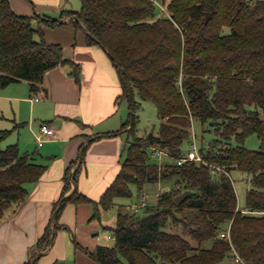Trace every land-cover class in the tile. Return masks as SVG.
<instances>
[{
    "label": "trees",
    "instance_id": "obj_1",
    "mask_svg": "<svg viewBox=\"0 0 264 264\" xmlns=\"http://www.w3.org/2000/svg\"><path fill=\"white\" fill-rule=\"evenodd\" d=\"M162 1L168 11L164 15L155 0H81L80 10L63 9L62 16L82 26L87 42L102 45L119 69L122 97L130 109L124 127L129 125L133 140L126 141L121 169L98 201L78 189L87 148L81 146V163L72 176L70 164L38 251L25 264H37L57 228H68L59 222L68 202L90 201L92 217L100 219L117 197L132 195L131 184L138 186L141 197L146 183L170 177L179 186L162 192L157 206L141 215L119 208L115 226H109L114 242L91 250L75 239L76 247L100 264H231L224 260L233 248L250 264H264V0ZM38 17L19 14L10 0H0L1 87L28 80L37 90L57 65L71 63L74 71L80 69L64 57L63 45L44 38L43 24L55 27L64 21ZM137 95L156 105L161 117L157 133L136 134ZM195 119L203 126L208 123L215 134L214 144L200 149L206 160L248 176L246 206L239 207L230 178L213 175L209 164H177L187 152ZM10 132L1 131L0 139ZM254 133L261 140L258 149L244 145ZM151 146L166 151L174 167L161 169ZM35 153H21L17 143L0 149V219L26 199V184L47 169L33 160ZM71 183L75 189L66 195ZM183 191L189 194L178 202ZM169 216L184 224L197 245L164 228ZM228 228L231 241L221 235Z\"/></svg>",
    "mask_w": 264,
    "mask_h": 264
},
{
    "label": "crops",
    "instance_id": "obj_2",
    "mask_svg": "<svg viewBox=\"0 0 264 264\" xmlns=\"http://www.w3.org/2000/svg\"><path fill=\"white\" fill-rule=\"evenodd\" d=\"M67 2L68 0H10L11 7L19 14H37V17L52 16L59 19L61 15L58 13L66 8ZM63 21L55 28L43 24L44 38L48 42L63 45L64 57L75 65L79 64L80 69L74 71L71 63L57 65L47 71L37 90L31 88L28 80H21L5 86L7 88L3 92L8 93L7 89L13 85L18 86L12 89L21 87L20 94L10 96L18 101L21 108L24 105L29 107L30 112L26 113V110L15 107L14 116L9 119L12 122L0 127V134L3 130H11L8 134L11 138L4 146L0 145V149L17 143L21 153L31 152L24 136L22 137V131L29 123L26 119L31 116L37 136L42 123L53 127L55 135L46 137L42 145L37 142L33 151L36 152L33 160L45 164L47 169L39 180L26 184V199L8 208L0 219V264H25L38 251V241L51 221L55 203L64 189L66 172L70 164L74 163L71 168L72 176L81 163V146L87 145V148L78 178V189L92 200L100 199L120 171L123 162V149L127 141L124 135L129 125L124 127L127 111L123 106V82L119 69L102 45L87 42V34L82 26L77 27L70 17ZM37 37L40 38L39 35ZM77 72L79 79L76 77ZM109 132L112 133L107 134ZM74 189L75 184L71 183L66 195ZM117 198L115 202L118 209L115 215L105 216V210L101 213L99 220L104 228L115 226L119 208H125ZM92 215L93 204L90 201H70L63 209L60 222L71 224L72 227H67L73 240H77L76 231L81 232L82 228H79V222L83 224L87 218L88 221L94 219L88 226L91 230L98 229L94 224L98 218H93ZM58 233L56 232L53 243L39 257L37 264H58L59 259L65 257L63 251L66 236L62 232ZM98 233L94 232L93 235ZM111 234L113 237L112 230ZM80 239L78 242L91 250L98 245L95 242L91 245L93 241L89 239ZM77 249L88 259L94 260L83 249ZM94 261V264H100Z\"/></svg>",
    "mask_w": 264,
    "mask_h": 264
},
{
    "label": "rangeland",
    "instance_id": "obj_3",
    "mask_svg": "<svg viewBox=\"0 0 264 264\" xmlns=\"http://www.w3.org/2000/svg\"><path fill=\"white\" fill-rule=\"evenodd\" d=\"M162 1V0H159ZM64 9H72V10H80L81 9V0H68L66 3V8ZM58 15H61L62 20H65L66 17L62 16V12L58 13ZM50 17V16H49ZM52 17V16H51ZM68 18V17H67ZM34 24L38 25V19H34ZM75 24V23H74ZM60 26V25H58ZM55 26V27H58ZM52 27V28H55ZM15 86L18 85H13L10 89H7L6 92L8 93H3L4 90L7 88H3L0 86V127L2 125H7L8 123H11L13 116H14V109L15 107L18 106V108L24 109L29 113V107L26 105L19 106L18 101L15 100V98L11 97L10 95H18L20 94L21 87H18V89H12V88H17ZM4 94V95H3ZM138 100H140V107L136 109L135 111V116H136V134L145 136L150 132L157 133L160 127L161 123V117L159 115L158 109L156 105L150 101V100H141L138 95L136 96ZM123 106H125V111H127L126 118H128V115L130 113L129 109V103L127 98H123ZM32 119L33 117H29L26 120L29 122L26 124L25 129L22 131V137L24 136V141L26 142V145L28 148L33 152L36 149L37 142H38V136L35 134V130L33 128L32 124ZM21 135V134H20ZM37 136V138H36ZM125 139L127 141H132L133 140V135L129 134V131H126L124 135ZM214 131L213 127L209 126V124H205L204 126L202 125L201 121L199 119H195L192 122L191 126V140L185 142V150L188 151L189 148L192 146V144L195 142L196 146L198 147L199 151L202 147H207L211 141H213L214 144ZM11 138V135L5 136L0 139V145H5L8 143V139ZM16 142V140H15ZM14 143V142H12ZM244 145L247 146L248 148H254L258 149L261 147V140L259 139L258 135L256 133L249 135L244 142ZM2 146V147H3ZM125 158V154L123 159ZM157 158V162L161 169L166 168H171L174 167V162L175 160L172 158H169L167 154H162L161 156L155 157ZM232 176H233V184L237 193L238 197V205L239 207H244L246 206V193H247V188H248V176L243 173L239 169H234L231 171ZM179 184L176 182L175 177H170L167 180H159L155 182H148L144 185L143 187V193L146 194V204H143V201L141 200L140 197V190L136 184H131L132 188V195L131 196H121L118 197L117 200L119 204H123L125 208L123 210L127 211H135L137 214L141 215L145 212L146 208H150V206H157V200L159 195L167 191L171 188H178ZM143 195V194H142ZM136 204V207H133L132 205ZM83 208V206L81 207ZM118 209V205H115L114 207L105 210V216L109 215H115L116 211ZM83 210V209H82ZM82 213H80L81 215ZM178 216H182L181 213H177ZM61 219V218H60ZM59 219V222L61 221ZM83 219V218H82ZM94 220V219H93ZM93 220L88 221V218L85 220V222L80 224L81 232L76 231L77 235V241L78 239L86 238L89 239V241H93V243H98V244H106L109 242H114V238L112 237L111 230L109 228H104L101 221L99 219H96L94 222L95 226H98V229L88 226V224H92ZM84 221V220H82ZM61 223V222H60ZM67 225L69 223L67 222ZM70 227L71 224L69 225ZM164 228L167 229L168 231L171 232H177L184 234L187 236L194 245H197V241L192 239L190 235L187 233V230L184 227V224L182 222L174 221L172 216H169L164 224ZM99 232L97 235H93L94 232ZM64 233L66 238H65V251H63L64 246L62 245V251L64 252L65 257L62 259H59L58 264H94V260L88 259V257H85L82 252H80L79 249H77L76 244L71 236L70 230L63 229V228H57V233ZM58 233V235H59ZM86 236H84V235ZM69 239V240H68ZM55 240V239H54ZM68 240V242H67ZM81 240V239H80ZM224 263H231V264H238L231 256H227V258L224 260ZM96 264V263H95Z\"/></svg>",
    "mask_w": 264,
    "mask_h": 264
},
{
    "label": "built area",
    "instance_id": "obj_4",
    "mask_svg": "<svg viewBox=\"0 0 264 264\" xmlns=\"http://www.w3.org/2000/svg\"><path fill=\"white\" fill-rule=\"evenodd\" d=\"M155 1L160 8V14L161 15L168 13L166 6L163 3V1H159V0H155ZM35 97L38 98V95H36ZM53 135H55V129L53 127H51L48 123H42L41 128H40V133L38 135L39 145H42V143L46 137H50ZM150 148L152 150H154L158 156H161L162 154H166V151H164L162 149H158L154 146H151ZM187 160H195L197 162H203V163L209 164L211 166V172L213 175H215V176L225 175V176H228V178H230V180L232 182L234 180L233 176H232V172L230 170L226 169L223 166L217 165L215 163L208 162L206 160V158L200 153L195 142L192 144V146L189 148V150L183 156L177 158V164L181 165ZM141 200L143 201V204H146L147 200H146V194L145 193H143V195L141 196ZM132 206L136 207V204H133ZM221 235L223 237L228 238L231 241L230 228H228L226 231H223L221 233ZM231 256L239 264H250L245 259H243V257H241V255L238 253V251L235 248H233V252H232Z\"/></svg>",
    "mask_w": 264,
    "mask_h": 264
},
{
    "label": "water",
    "instance_id": "obj_5",
    "mask_svg": "<svg viewBox=\"0 0 264 264\" xmlns=\"http://www.w3.org/2000/svg\"><path fill=\"white\" fill-rule=\"evenodd\" d=\"M210 15H211L210 13L207 14L206 20L209 19ZM225 184L228 185L229 182H228V181H225ZM188 194H189L188 191H183L181 194H179V195L176 197V200H177L178 202H181L183 199H185V198L188 196Z\"/></svg>",
    "mask_w": 264,
    "mask_h": 264
}]
</instances>
